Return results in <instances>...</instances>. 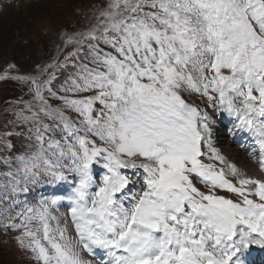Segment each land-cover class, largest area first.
<instances>
[{
    "label": "snow or ice",
    "instance_id": "6c2138e0",
    "mask_svg": "<svg viewBox=\"0 0 264 264\" xmlns=\"http://www.w3.org/2000/svg\"><path fill=\"white\" fill-rule=\"evenodd\" d=\"M65 44L30 74L0 73L30 96L5 133L27 146L0 155V223L34 264H247L264 250V0H107ZM217 113L253 137L260 175L214 145ZM37 185L47 194L20 199Z\"/></svg>",
    "mask_w": 264,
    "mask_h": 264
},
{
    "label": "rangeland",
    "instance_id": "374dc122",
    "mask_svg": "<svg viewBox=\"0 0 264 264\" xmlns=\"http://www.w3.org/2000/svg\"><path fill=\"white\" fill-rule=\"evenodd\" d=\"M106 3L107 0H14L11 6L0 10V73L9 70V65H15L16 69L11 71L30 74L34 68L53 62L57 56L62 59L73 47L65 44L66 38L86 31L96 22L98 10ZM6 4V0H0V5ZM21 97L30 99L26 86L13 81L0 82V155L18 156L26 149L24 136H5V133L21 131L13 123L14 110ZM216 119L223 129L234 126V118L226 113H217ZM236 135L242 136L241 133ZM4 140L13 145L10 150L5 151ZM218 140L215 139L214 145L220 152L229 161L230 155L236 156L239 162L234 150L237 146L230 142L231 149L226 148ZM3 170L0 166V171ZM28 258L15 236L9 240L0 231V264H32Z\"/></svg>",
    "mask_w": 264,
    "mask_h": 264
},
{
    "label": "bare ground",
    "instance_id": "6f19581e",
    "mask_svg": "<svg viewBox=\"0 0 264 264\" xmlns=\"http://www.w3.org/2000/svg\"><path fill=\"white\" fill-rule=\"evenodd\" d=\"M7 1V0H6ZM14 1V0H13ZM215 129L217 128V126L216 127H214ZM215 134V133H214ZM214 141H215V137H214ZM219 142H222V143H225L226 144V148H228L229 147V143H230V139H229V135H228V133L226 134V136L224 137V138H221L220 140H218ZM232 159V158H231ZM241 159H242V163H251V162H249L248 161V159L246 158V157H241ZM239 168H241V169H243L244 171H246L249 175H260V172L257 170V169H255V168H251V167H248V166H244V165H239Z\"/></svg>",
    "mask_w": 264,
    "mask_h": 264
}]
</instances>
